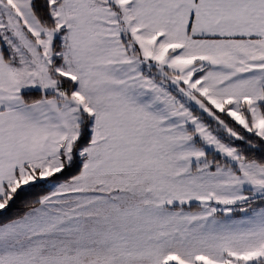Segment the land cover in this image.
Wrapping results in <instances>:
<instances>
[{
    "label": "snow or ice",
    "instance_id": "obj_1",
    "mask_svg": "<svg viewBox=\"0 0 264 264\" xmlns=\"http://www.w3.org/2000/svg\"><path fill=\"white\" fill-rule=\"evenodd\" d=\"M0 264H264V0H0Z\"/></svg>",
    "mask_w": 264,
    "mask_h": 264
}]
</instances>
